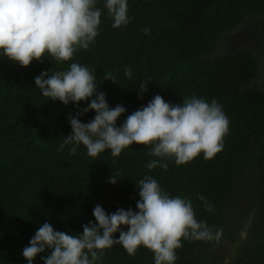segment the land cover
<instances>
[{"label":"trees","instance_id":"1","mask_svg":"<svg viewBox=\"0 0 264 264\" xmlns=\"http://www.w3.org/2000/svg\"><path fill=\"white\" fill-rule=\"evenodd\" d=\"M97 7L103 8V0ZM128 15L130 23L114 29L104 10L95 42L64 63L41 57L21 67L0 56V264H27L22 250L45 222L76 235L89 221L95 223L96 205L109 214L135 210V183L145 175L171 196L191 199L196 218L221 229L222 239L234 238L231 209L247 192L252 228L227 264H244L264 252V46L223 48L244 29L264 39L259 32L264 0H128ZM143 28L150 29L148 35ZM72 62L94 71L97 91L106 94L110 107H125L117 126L156 95L171 104L192 95L215 99L229 119L223 150L210 160L201 154L179 166L167 161V171L146 168L153 157L144 145L133 144L118 157L107 150L90 157L83 145L74 155L70 146L58 151L71 134L69 116L89 101H48L34 78L65 70ZM125 67L132 69L131 79ZM109 73L115 83L104 80ZM141 81L148 82L142 98ZM94 115L89 111L79 119L87 123ZM112 174L119 179L115 185L108 182ZM200 195L215 206L214 212L205 211ZM218 242L182 240L176 264H211ZM47 254H38L33 264H42L40 257ZM102 259L103 264H154L144 247L130 256L116 245Z\"/></svg>","mask_w":264,"mask_h":264},{"label":"clouds","instance_id":"2","mask_svg":"<svg viewBox=\"0 0 264 264\" xmlns=\"http://www.w3.org/2000/svg\"><path fill=\"white\" fill-rule=\"evenodd\" d=\"M98 2L0 0V56L21 67L29 66L33 60L40 61L41 57L64 63L95 42L104 10L114 29L130 23L128 0H103V8L97 7ZM142 31L148 35L150 29ZM124 75L131 79L132 69L125 67ZM104 80L115 83L110 73ZM147 83L138 84L140 98L147 91ZM34 84L48 101L63 105L89 101L86 107L69 116L71 134L64 137L58 151L70 146L69 154L74 155L83 145L90 157H98L106 150L118 157L133 144L144 145L153 157L146 168L167 171V161L179 166L201 154L210 160L224 148L229 119L215 99L209 102L192 95L180 104H171L156 95L117 126L126 109L119 104L110 107L106 94L97 91L94 71L87 66L72 62L65 70L41 72L34 78ZM89 111L95 113L94 117L82 123L79 116ZM117 180L112 174L108 182L115 185ZM135 184L139 196L135 210L118 208L109 214L96 205L92 212L95 223L83 225L82 233L57 231L45 222L22 250L27 264H33L37 255L46 250L48 254L40 257L42 264H103L105 251L116 245L130 256L144 247L153 254L154 264H176L182 240L210 243L220 240L222 230L198 220L191 199L171 196L149 175ZM198 199L206 212H214L215 206L203 195Z\"/></svg>","mask_w":264,"mask_h":264},{"label":"rangeland","instance_id":"3","mask_svg":"<svg viewBox=\"0 0 264 264\" xmlns=\"http://www.w3.org/2000/svg\"><path fill=\"white\" fill-rule=\"evenodd\" d=\"M259 32H263L264 34V25H262V30ZM249 34L255 33L244 29L242 36H239V32L231 35L229 40L224 42L223 48L231 50L244 45L264 46L262 35L251 37ZM248 197L249 194L247 192L244 193L240 196L239 201L232 207L230 215L232 225H230V228L234 238L229 239L226 236H224V239L220 238L218 246L212 253L214 259L211 264H227L237 251L243 248V239L247 236L248 229L252 228L253 220L251 209L248 207ZM262 257L264 258V252L262 255H254L246 258L244 264H260L263 260Z\"/></svg>","mask_w":264,"mask_h":264}]
</instances>
